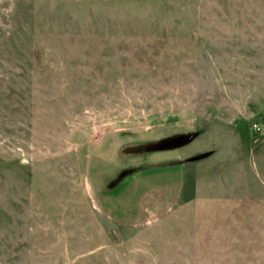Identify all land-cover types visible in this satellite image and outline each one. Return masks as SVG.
<instances>
[{
	"label": "rangeland",
	"instance_id": "374dc122",
	"mask_svg": "<svg viewBox=\"0 0 264 264\" xmlns=\"http://www.w3.org/2000/svg\"><path fill=\"white\" fill-rule=\"evenodd\" d=\"M0 264H264V0H0Z\"/></svg>",
	"mask_w": 264,
	"mask_h": 264
},
{
	"label": "built area",
	"instance_id": "2783aa9c",
	"mask_svg": "<svg viewBox=\"0 0 264 264\" xmlns=\"http://www.w3.org/2000/svg\"><path fill=\"white\" fill-rule=\"evenodd\" d=\"M252 127H253V129H254L255 131H258V130H259V127H258L256 124H253Z\"/></svg>",
	"mask_w": 264,
	"mask_h": 264
},
{
	"label": "trees",
	"instance_id": "16d2710c",
	"mask_svg": "<svg viewBox=\"0 0 264 264\" xmlns=\"http://www.w3.org/2000/svg\"><path fill=\"white\" fill-rule=\"evenodd\" d=\"M117 183V182H116Z\"/></svg>",
	"mask_w": 264,
	"mask_h": 264
}]
</instances>
